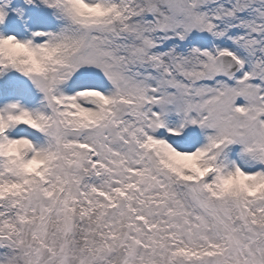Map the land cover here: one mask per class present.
Returning <instances> with one entry per match:
<instances>
[{"label":"snow or ice","instance_id":"obj_1","mask_svg":"<svg viewBox=\"0 0 264 264\" xmlns=\"http://www.w3.org/2000/svg\"><path fill=\"white\" fill-rule=\"evenodd\" d=\"M0 264H264V0H0Z\"/></svg>","mask_w":264,"mask_h":264}]
</instances>
